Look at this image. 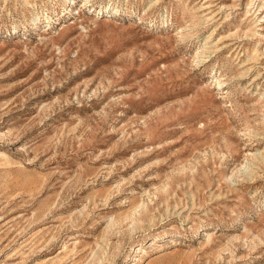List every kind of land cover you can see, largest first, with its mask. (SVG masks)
I'll list each match as a JSON object with an SVG mask.
<instances>
[{
    "label": "rangeland",
    "instance_id": "1",
    "mask_svg": "<svg viewBox=\"0 0 264 264\" xmlns=\"http://www.w3.org/2000/svg\"><path fill=\"white\" fill-rule=\"evenodd\" d=\"M0 264H264V0H0Z\"/></svg>",
    "mask_w": 264,
    "mask_h": 264
}]
</instances>
